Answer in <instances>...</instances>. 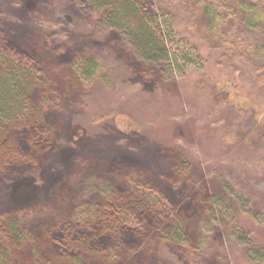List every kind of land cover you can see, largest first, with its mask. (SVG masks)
<instances>
[{"label": "rangeland", "instance_id": "374dc122", "mask_svg": "<svg viewBox=\"0 0 264 264\" xmlns=\"http://www.w3.org/2000/svg\"><path fill=\"white\" fill-rule=\"evenodd\" d=\"M186 1L183 7L179 3L159 6L150 0H0V63L3 60L1 67L6 65L10 71L2 76L13 80L16 73L14 84L19 85L13 108L18 118L2 126L4 134L9 129L0 140L23 153L31 132L38 136L44 130L45 139L53 140L41 142L49 146L42 166L35 164L38 158L33 155L26 165L0 172V264H26L25 254L30 255L37 228L20 218L29 211L36 214L42 203L51 207L54 180L62 174L53 166L70 161L76 163V175L91 171L108 176L113 165H125L127 170L120 173L137 182L136 194L129 199L132 204H120L117 213L131 229L173 230L183 225L186 210L201 204L214 213V218L203 221L197 251L165 246L156 239L153 262L141 254L132 264H158V255L178 264H252L245 240L240 244L229 236L228 200L215 195L213 186L221 183L231 189L236 184L256 213L242 220V229L248 231L247 221L253 220L258 229L249 237L253 245H263L264 91L254 70L264 65V22L251 28L242 22L241 13L229 10L223 29L231 40L240 42V59L228 47L210 49L195 29L188 28L187 8L199 0ZM141 38L148 40L143 44ZM83 53L99 67L84 91L73 71ZM104 110L117 112L110 118L112 127L103 128V122L96 128L90 125ZM176 113L182 116L180 123L186 122L185 129L177 123L167 127ZM11 127L19 130L10 133ZM169 129L184 135V142L175 143ZM139 132L149 134L138 144L135 139L143 136ZM121 141L127 143L125 154L139 153L131 159L111 153V144L120 147ZM100 144L103 148L97 149ZM175 144L182 149V160L171 151ZM86 150L105 155L90 154L88 167L83 168L77 157ZM159 159V167L152 165ZM171 166L175 171L188 170L180 171L182 178L178 174L169 178L176 188L158 182ZM197 167L203 171L201 177L192 173ZM141 173L150 182L137 178ZM152 173L158 180L151 178ZM119 177L115 184L127 179ZM41 191L45 197L34 198ZM27 199L32 207L27 203L22 210ZM9 215L19 221L18 236L4 230L2 221L9 223Z\"/></svg>", "mask_w": 264, "mask_h": 264}, {"label": "trees", "instance_id": "16d2710c", "mask_svg": "<svg viewBox=\"0 0 264 264\" xmlns=\"http://www.w3.org/2000/svg\"><path fill=\"white\" fill-rule=\"evenodd\" d=\"M150 1L159 6H169L179 3L182 4L181 6L185 7L187 4L186 0ZM222 9H226L228 14H223ZM187 10L186 24L188 28L195 29L200 37L208 43L210 49L215 50L228 47L231 51L233 50L240 59L243 58V53H241L239 49L240 42L231 40L223 29L226 25V20L231 16L229 10H234V15L241 13L242 22L251 28H257L260 22H264V0H217L216 2L199 0L192 8H187ZM141 39L144 42L139 40L143 44L147 42L145 40H148V38ZM253 44L254 43H251L250 47ZM0 64V130L2 131V126L18 118L15 117L16 113L13 111V108L16 103L15 98L18 96L17 91L19 85L15 86L14 84V76L17 75L16 73L12 75L13 80H8L6 77L2 76L10 71L6 69V65H4L3 68L1 67L4 64L3 60ZM74 64L76 66V68H73L74 78L76 79L75 82L83 91L88 90V85L91 83L90 81L99 73L97 62L92 56L83 53L77 58ZM77 65L80 66V69ZM254 72L257 85L264 91V65L258 66ZM176 99L178 98H175V100ZM116 113V111L104 110L97 114V118L93 120L90 125L96 128L103 122L101 124L103 128L104 126L112 127L110 118L114 117ZM181 118L182 116L180 117L179 113L170 116L166 123L167 127L172 129L173 125L175 124L176 126L177 123L185 129L186 122L180 123ZM93 128L89 129H92V133L95 130V128ZM8 129L9 127L6 128V134L0 132V138L7 135ZM15 130L19 129L11 127L9 132L12 133ZM168 133L173 140L176 139L175 143L182 144L180 140L183 142L185 140L184 135L178 136L172 133L170 129ZM139 134L143 136L137 137L134 141L138 144L143 141V138H147L146 136L149 133L139 132ZM26 137L27 141L26 144H24L26 152L24 153L22 150L19 152L15 145L11 144L6 146V144H4L5 142L0 140L1 173L9 171L8 168L11 166L17 167V165H26L27 163L24 162L29 161L30 156L33 155L38 158L35 164L39 163L40 166H42L45 158L43 154L49 147H45V144H49L52 137L47 141L44 136V130L40 132L38 136H36V133L31 132L29 136ZM101 139L106 142L117 140V138ZM41 142L46 143L42 144ZM56 142L61 143L62 141ZM124 142L121 141L119 143L120 147H118L117 144H111L113 148L111 153H114L116 156L118 154L121 156L124 155L130 159L135 157L133 154L139 153V150H135L133 153L130 152L132 153L131 156L125 154L126 148L124 147L127 143ZM168 143L171 142H167V144ZM96 146L97 149L103 148L101 144ZM171 148V151L179 155L180 160H182L181 147L175 144ZM97 153L96 150H86V152H83L81 156L77 157L80 166L87 168L89 155ZM98 154L105 155L104 151ZM160 161V159L157 161L155 160V163L152 165H157V167H159ZM183 161L185 163L187 160L184 159ZM175 166L177 167L176 164ZM160 168L162 167L160 166ZM53 169L58 172L62 170V174L59 179L54 180V200L51 207L42 203L38 207V211H34L36 214L33 215V211H29L26 216L20 218H25L27 223H32V226L36 223L37 228L35 236L36 242L31 246L30 255L25 254L26 260L24 263L26 264H132L133 261L140 258L139 255L141 254L153 262L152 259L155 253L152 244L156 239L163 241L165 246L167 244H173L186 250L197 251L204 230V219L214 218V213H208L204 209L203 204H201L196 205V207L191 210H186V217H183V225L180 227L175 226L173 230L166 231L162 228L161 231V229L158 228L145 233L137 229H131L123 222V218L117 213L119 205L126 203L132 204V201H129V199L134 198L136 194L133 188L137 182H133L135 181L133 177H128L125 173H120L127 170L125 165H113L111 170L108 171V176L102 172L94 173L91 171L76 175L74 174L77 170L75 161H70L65 164L58 162L57 165L53 166ZM179 170L183 173H188L187 169L181 168ZM180 171L173 170L171 166L170 169L164 171L165 175H162L159 180L156 174L153 173L151 178L155 176L154 178L158 180L162 186H168L171 185L169 178L171 176L173 177L174 174H178L177 177L179 178L184 176ZM192 173L197 174L199 177L203 175L201 167H197V170H193ZM121 175L127 179L121 184H115L116 181H121L119 177ZM105 176H107L108 179ZM144 177L142 173L137 175L139 179H143ZM109 178L111 180H109ZM145 179L150 182V179L146 177ZM178 182L181 181L178 180ZM175 184L179 186L178 183ZM172 185L176 188L174 184ZM40 186L44 187V184H40ZM209 186H213V184L209 182ZM120 187H122V189H117ZM214 188L215 195L218 194L226 197L228 200L229 206L227 209L230 212L227 221L232 223L229 236L236 237L240 244L245 240L246 244L244 245L247 246V255L249 258H252V264H258L260 261H264V238L261 241L263 245H253L252 239L249 237V233L254 234V231L258 229L254 226L253 220H250V224L247 219V223L251 226L248 231L245 232L244 229H242V220L245 219V217H256V213L253 212L249 204L244 201L241 191L236 189V184H233V189H230V187L227 189L223 184L215 183L213 190ZM43 197L45 196H43L41 191L40 195L34 198L43 199ZM166 197L168 198L169 196L166 195ZM27 203L31 206L27 199L20 208L23 210ZM217 206L218 205L215 204V207ZM218 207L220 208V206ZM122 208L123 207H121V209ZM49 212L52 213L50 218H48ZM36 216L39 217L38 220ZM35 217V221H32ZM6 218H8L7 220L9 223L2 221L4 230L10 235H20L19 229H21V226L18 223L19 221H16L17 218L13 217V215L6 216ZM218 226L220 227V225ZM30 228L31 227L28 226L26 230L30 231ZM260 231H264V225L261 226ZM252 250L256 252L255 255L252 254ZM158 256H160V258L157 259L158 264H178L176 261L164 255Z\"/></svg>", "mask_w": 264, "mask_h": 264}]
</instances>
